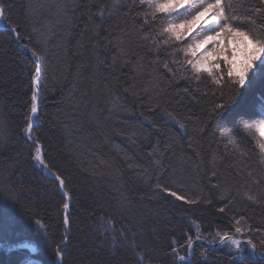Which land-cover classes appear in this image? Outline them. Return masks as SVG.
I'll return each mask as SVG.
<instances>
[{
	"label": "trees",
	"instance_id": "16d2710c",
	"mask_svg": "<svg viewBox=\"0 0 264 264\" xmlns=\"http://www.w3.org/2000/svg\"><path fill=\"white\" fill-rule=\"evenodd\" d=\"M164 1L0 0V264H264V59L198 71L171 29L213 0Z\"/></svg>",
	"mask_w": 264,
	"mask_h": 264
},
{
	"label": "rangeland",
	"instance_id": "374dc122",
	"mask_svg": "<svg viewBox=\"0 0 264 264\" xmlns=\"http://www.w3.org/2000/svg\"><path fill=\"white\" fill-rule=\"evenodd\" d=\"M193 1L195 0H166L159 8L175 11ZM221 4L222 0H213L209 6L197 12L190 19L173 25L171 30L179 41L189 39L194 33L198 34L197 39L191 40L192 42L186 46L185 50V53L191 56V62L198 71L215 74L218 71L227 70L244 83L248 80L256 62L264 59V49L258 41L238 30L228 19L225 20L226 16ZM1 13L2 9L0 8V15ZM38 99L39 91L36 87L34 120L32 116L28 129L36 121ZM261 114L262 121L256 127L255 133L258 135L257 139L264 152V110L261 111ZM233 242L232 240L231 243ZM23 245L28 246L31 250L35 249L32 244L24 243Z\"/></svg>",
	"mask_w": 264,
	"mask_h": 264
},
{
	"label": "bare ground",
	"instance_id": "6f19581e",
	"mask_svg": "<svg viewBox=\"0 0 264 264\" xmlns=\"http://www.w3.org/2000/svg\"><path fill=\"white\" fill-rule=\"evenodd\" d=\"M33 120H34V116H33Z\"/></svg>",
	"mask_w": 264,
	"mask_h": 264
}]
</instances>
